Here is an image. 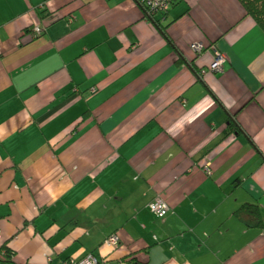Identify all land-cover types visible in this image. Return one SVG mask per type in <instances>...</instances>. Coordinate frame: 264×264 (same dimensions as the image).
Masks as SVG:
<instances>
[{
    "label": "crops",
    "instance_id": "crops-1",
    "mask_svg": "<svg viewBox=\"0 0 264 264\" xmlns=\"http://www.w3.org/2000/svg\"><path fill=\"white\" fill-rule=\"evenodd\" d=\"M145 1L0 0V247L20 264H264V226L235 215L264 212V26L238 0L157 25Z\"/></svg>",
    "mask_w": 264,
    "mask_h": 264
},
{
    "label": "trees",
    "instance_id": "trees-1",
    "mask_svg": "<svg viewBox=\"0 0 264 264\" xmlns=\"http://www.w3.org/2000/svg\"><path fill=\"white\" fill-rule=\"evenodd\" d=\"M147 1L148 0L142 3V9L144 10L146 19L152 21L153 23L157 25L160 22V20L157 17L160 16L161 19H163V17H165L171 11V9L174 8L180 2V0H173L171 2V6L167 10L160 11L156 14H150L146 6ZM238 1L240 2L241 6L245 8L246 13L248 15L257 19V22L261 24V26H264V17L262 16L264 14V0H238ZM39 15L43 21L46 19H49L52 16V14L48 10L40 11ZM34 30H35V27L33 28L32 26L27 29V32L29 34H32L34 39L35 38L37 39L40 35L43 34L42 32L41 34L38 35L36 34ZM161 33H163L164 36L167 37L168 35L167 28L165 29V32H161ZM169 38L170 36H168L167 39ZM234 130H237L236 126L234 124V121L230 120V124L226 130V134H229L230 132ZM238 185H239V181H236L233 187H236ZM263 213L264 212L262 211L260 204L258 202H254V203L244 204L242 207H240L235 212V215L244 219L245 223L248 226L259 227L261 226V224L264 226ZM61 260H62L61 264H79L81 261V260L75 261V260H72L71 258H61ZM122 261H126V259H123ZM132 261L133 260H131L130 262ZM102 262L107 263V261H102ZM0 264H20L16 261V252L7 245H3L0 247ZM97 264H101V263H97Z\"/></svg>",
    "mask_w": 264,
    "mask_h": 264
},
{
    "label": "built area",
    "instance_id": "built-area-1",
    "mask_svg": "<svg viewBox=\"0 0 264 264\" xmlns=\"http://www.w3.org/2000/svg\"><path fill=\"white\" fill-rule=\"evenodd\" d=\"M173 0H148L146 2V6L149 10L150 14H156L160 11H165L171 6V2ZM36 34H41L43 32V29L41 26H36L35 30ZM191 49L194 53L201 55L204 53L205 45L201 42H197L191 45ZM216 52V57L213 61V63L209 66L208 70L210 73H220L224 70L225 66V57L222 53L218 52L217 48H214ZM149 208L156 216L163 217L167 215L170 211V207L168 203L164 200L162 196L156 197L150 204ZM118 242L117 236H112L108 243L109 245L115 246ZM100 263L96 258L93 256H89L83 260L80 261L79 264H97Z\"/></svg>",
    "mask_w": 264,
    "mask_h": 264
},
{
    "label": "rangeland",
    "instance_id": "rangeland-1",
    "mask_svg": "<svg viewBox=\"0 0 264 264\" xmlns=\"http://www.w3.org/2000/svg\"><path fill=\"white\" fill-rule=\"evenodd\" d=\"M262 16L264 17V14Z\"/></svg>",
    "mask_w": 264,
    "mask_h": 264
}]
</instances>
